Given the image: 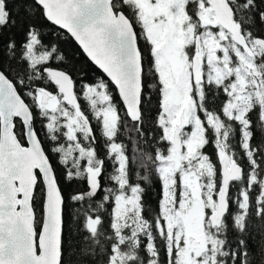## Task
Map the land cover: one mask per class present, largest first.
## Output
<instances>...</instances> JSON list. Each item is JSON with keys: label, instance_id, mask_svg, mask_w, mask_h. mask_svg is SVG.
<instances>
[{"label": "snow or ice", "instance_id": "snow-or-ice-1", "mask_svg": "<svg viewBox=\"0 0 264 264\" xmlns=\"http://www.w3.org/2000/svg\"><path fill=\"white\" fill-rule=\"evenodd\" d=\"M0 264H264V0H0Z\"/></svg>", "mask_w": 264, "mask_h": 264}, {"label": "trees", "instance_id": "trees-1", "mask_svg": "<svg viewBox=\"0 0 264 264\" xmlns=\"http://www.w3.org/2000/svg\"><path fill=\"white\" fill-rule=\"evenodd\" d=\"M72 47H75L74 45H72ZM71 50V49H70ZM76 59L80 60L81 62H83V57L82 55L77 51V55H76ZM93 74H95V69L93 68ZM149 199H155V193L154 190H149Z\"/></svg>", "mask_w": 264, "mask_h": 264}]
</instances>
